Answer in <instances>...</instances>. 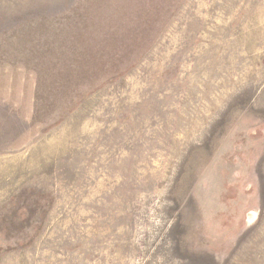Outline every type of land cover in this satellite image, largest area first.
Here are the masks:
<instances>
[{
  "label": "rangeland",
  "instance_id": "374dc122",
  "mask_svg": "<svg viewBox=\"0 0 264 264\" xmlns=\"http://www.w3.org/2000/svg\"><path fill=\"white\" fill-rule=\"evenodd\" d=\"M0 264H264V0H0Z\"/></svg>",
  "mask_w": 264,
  "mask_h": 264
}]
</instances>
